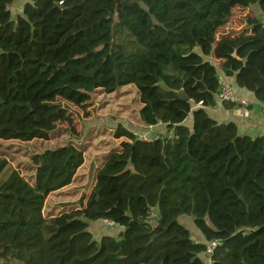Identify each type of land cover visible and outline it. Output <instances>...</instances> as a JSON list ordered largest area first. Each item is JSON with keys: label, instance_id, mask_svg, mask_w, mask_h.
Returning <instances> with one entry per match:
<instances>
[{"label": "trees", "instance_id": "16d2710c", "mask_svg": "<svg viewBox=\"0 0 264 264\" xmlns=\"http://www.w3.org/2000/svg\"><path fill=\"white\" fill-rule=\"evenodd\" d=\"M13 2L0 0V140L48 141L40 127L59 111L52 100L79 105L124 82L137 92L139 124L166 134L143 143L117 128L124 141L89 195L49 217L46 198L72 183L82 152L32 156L31 185L0 154V264H264V133L240 135L208 116L218 73L196 53L213 52L264 109V0H121L116 23L114 0H27L14 19ZM236 7H258L262 20L248 17L246 31L212 50ZM103 221L120 232L95 240L88 227Z\"/></svg>", "mask_w": 264, "mask_h": 264}, {"label": "rangeland", "instance_id": "374dc122", "mask_svg": "<svg viewBox=\"0 0 264 264\" xmlns=\"http://www.w3.org/2000/svg\"><path fill=\"white\" fill-rule=\"evenodd\" d=\"M245 13L246 11L239 7L234 8L228 25L241 27L248 17L258 20L254 14ZM119 71L124 73L125 69L119 67ZM126 83H121L112 94L95 92L79 105L58 99L52 100V103L59 105V111L40 127L50 133L48 141L0 140V154L27 185L33 182L32 156L64 146H72L82 152L83 164L78 168L72 183L62 189V192L60 190L46 198L44 216H57L80 206V201L89 195L95 173L103 164L106 155L119 148L120 143L124 141L114 138L117 128L126 129L139 136L145 134L138 122L140 105L137 92L132 85H125ZM180 223L189 230L193 241H196V236L200 234L191 220L182 217ZM88 231L95 240L105 234L117 235L114 229L99 223L90 224Z\"/></svg>", "mask_w": 264, "mask_h": 264}, {"label": "crops", "instance_id": "0c3cea01", "mask_svg": "<svg viewBox=\"0 0 264 264\" xmlns=\"http://www.w3.org/2000/svg\"><path fill=\"white\" fill-rule=\"evenodd\" d=\"M27 2V0H14L13 4L10 6L9 11L11 13L12 18L14 19L16 16L22 14V9L24 4ZM256 10V11H255ZM258 10V11H257ZM246 15L249 13L254 14L258 20H262V14L258 7H252L250 9H245ZM245 16V15H244ZM241 25V27L238 26H229L228 24L220 29L216 36H215V44L212 47V50H214L216 43H218L222 38L224 37H234L236 35H239L241 32L246 31L247 28ZM243 28L241 31L240 29ZM196 53L204 59V61L210 63L213 65L218 73V75H223L221 72V67H222V62L219 60L214 59L213 57V52L209 56H205L202 54L200 49H196ZM230 83L236 90V92L244 99H246L249 102V107L247 108H226L220 103H216L214 108L211 109H206V113L208 116L215 120L218 123H234L237 128L238 132L240 135H247L250 137H256L259 135H263L264 133V112H263V107L255 100L253 94L243 90V89H238L235 85V80L234 79H229ZM143 132L145 134H149L150 136L153 135H159L163 136L166 134V130L164 126L158 125L154 128H148L145 129L143 126L139 125ZM64 190V189H63ZM62 192V190H61ZM51 196V195H49ZM48 196V197H49ZM47 197V199H48ZM46 199V200H47ZM45 200V201H46ZM49 217V216H48ZM102 224V222H95ZM94 224V223H91ZM89 229V227H88ZM116 233L118 234L120 232L119 229H115ZM106 235V234H105ZM104 236V235H102ZM203 239L201 236L197 235L196 236V243L202 242Z\"/></svg>", "mask_w": 264, "mask_h": 264}, {"label": "built area", "instance_id": "2783aa9c", "mask_svg": "<svg viewBox=\"0 0 264 264\" xmlns=\"http://www.w3.org/2000/svg\"><path fill=\"white\" fill-rule=\"evenodd\" d=\"M217 83H218V94H217V101L220 104H233L235 106H241L242 108L249 107V102L242 98L234 89L232 84L230 83L229 79L225 78L223 75H218L217 77ZM264 112V109H263ZM135 137H138V139L143 143H149L152 140V136L149 134H143L142 136L133 134ZM151 218H154V214H151ZM104 226L113 229V224L108 221L102 222ZM217 242H212L207 245L205 253L207 256H211L213 254V251L217 247Z\"/></svg>", "mask_w": 264, "mask_h": 264}, {"label": "water", "instance_id": "95a60500", "mask_svg": "<svg viewBox=\"0 0 264 264\" xmlns=\"http://www.w3.org/2000/svg\"><path fill=\"white\" fill-rule=\"evenodd\" d=\"M114 2H115V9H114L113 21H114V23H116L117 20H118L117 10H118V7H119V4H120L121 0H114ZM232 56L235 57V54H233ZM179 98L181 100L188 101L187 97L184 95L183 92L179 93ZM139 118H140L141 122H144V119H143V117L141 115H139ZM152 138L153 139H157V138H159V135L158 136L157 135H153Z\"/></svg>", "mask_w": 264, "mask_h": 264}]
</instances>
